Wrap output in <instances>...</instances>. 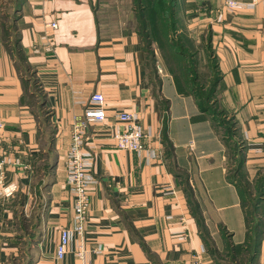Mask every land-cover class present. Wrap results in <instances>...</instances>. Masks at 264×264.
Returning <instances> with one entry per match:
<instances>
[{"label": "crops", "instance_id": "1", "mask_svg": "<svg viewBox=\"0 0 264 264\" xmlns=\"http://www.w3.org/2000/svg\"><path fill=\"white\" fill-rule=\"evenodd\" d=\"M4 1L2 149L18 166L6 172L16 191L0 197V264L21 254L17 215L29 218L36 194L40 210L27 264H82L78 249L85 264H220L214 255L226 253V244L242 245L243 211L227 174L240 157L246 182L264 175V0L224 11L220 20L216 9L226 0H178L187 30L207 38L215 61L213 110L194 93H180L167 72L160 70L155 84L138 34L109 22L101 0H20L11 13ZM7 19L13 41L4 37ZM48 21L57 23L50 51L41 40ZM95 93L103 96L104 121L86 128L96 180L88 188V221L57 260L60 231L73 219L64 168L70 128ZM122 111L135 117L145 147L158 157L116 147L111 133L124 127L116 118ZM214 113L231 119L230 138ZM259 208L255 264H264V187Z\"/></svg>", "mask_w": 264, "mask_h": 264}, {"label": "rangeland", "instance_id": "2", "mask_svg": "<svg viewBox=\"0 0 264 264\" xmlns=\"http://www.w3.org/2000/svg\"><path fill=\"white\" fill-rule=\"evenodd\" d=\"M103 4L102 13L107 17V20L114 23L116 26L122 29H129L136 33L139 32V18L137 16L136 6L133 5V0H101ZM5 6V13H11V10L18 4L17 0H6L3 2ZM176 26L175 30L169 32V38L165 39L160 35V25L157 31L150 28V34H141V44L143 46L149 76L155 82L157 81V75L160 74L159 70L167 73H171L178 80V75H181L183 68L188 71L187 79L188 85L185 86L183 81L179 79L180 88L185 92H191L200 97V104L203 106H210L212 110L216 107L215 96L213 99L207 100L205 97L212 92V86L217 80V73L214 69L215 61L212 57L211 51L205 45L207 38L196 37L189 32L186 28V23L182 17L180 2L176 3ZM7 33L4 34L5 39L11 38L14 40L13 31L10 29V20H6ZM148 31V30H147ZM181 52V53H180ZM180 53V54H178ZM181 54L183 55L181 56ZM182 57L180 62L179 58ZM217 121L225 123V128L222 133L223 136H228L234 133L232 128L231 119L219 116L214 113ZM229 131V134H228ZM230 168L233 169L234 161L229 160ZM41 199L39 194H36V206L30 212L29 218H24L22 215H17V228L20 235L24 236L25 240L21 242V254H19L12 264H27L28 249L31 247V239L35 236L34 223L35 216L39 214V203ZM230 248L226 253L214 255V258L220 264H246V257L239 251H231ZM252 264H255L252 262Z\"/></svg>", "mask_w": 264, "mask_h": 264}, {"label": "built area", "instance_id": "3", "mask_svg": "<svg viewBox=\"0 0 264 264\" xmlns=\"http://www.w3.org/2000/svg\"><path fill=\"white\" fill-rule=\"evenodd\" d=\"M256 3L257 0H226L222 10L216 9L217 20L221 19L224 11L235 12L241 9H253ZM56 29L55 21H48L44 24L41 40L45 49L49 51L52 44L51 33ZM87 104L82 116L73 119L70 128V143L64 159L65 184L73 197V219L69 227L60 231L55 251L57 260L64 259L74 236L84 234L90 210L88 188L96 183L92 174V154L86 149L88 140L86 128L90 123L104 121L103 96L100 93H95L89 97ZM116 118L124 124L122 129H115L111 133V138L117 148L131 152L147 151L149 157H158V152L145 147V134L133 115L122 111L116 115ZM3 131L4 123L0 120V197H9L16 191V185L6 181V172L10 167L18 166V162L11 160L2 149ZM112 180L116 186L120 184L117 181L114 182V179ZM75 256L82 264H85V250H76Z\"/></svg>", "mask_w": 264, "mask_h": 264}, {"label": "trees", "instance_id": "4", "mask_svg": "<svg viewBox=\"0 0 264 264\" xmlns=\"http://www.w3.org/2000/svg\"><path fill=\"white\" fill-rule=\"evenodd\" d=\"M19 1L20 0H17V2ZM176 3L177 0H133V5L136 6V13L140 20L139 32L137 33L139 38L141 37V34L149 35L150 28L152 31L153 29L157 31L158 26L156 24H159L161 27L160 35L165 39H167V37L169 38V32H174V27L177 23L175 18L177 12ZM10 29L12 30V27ZM182 55L183 54H181V56ZM178 58L180 62L182 57ZM187 74L188 71L183 68L181 75H178L177 80L174 75L170 73L180 93H184L185 91L180 88L181 85L179 79H181L184 85L187 86ZM157 83L158 79L155 84ZM191 92L193 93V91ZM212 95L213 93L210 92V94L205 98L209 100V98H212ZM217 122L219 123L222 121ZM231 136L232 134L228 135L227 137L230 138ZM232 171L233 174H227V179L228 181H230V183L235 184L238 189L240 205L243 211L246 236L245 241L242 245L232 246L230 244H226V250L228 251L230 248H232V252L236 250L237 252L239 251L246 257V259H244L246 261L245 263L252 264V262L255 263V256L259 247L262 230L259 203L263 194L264 175L258 177L252 185L249 182H246V180L244 179V175L242 174V159H240V157H236L235 167ZM236 175L241 179L242 183H239L238 179H236L235 177ZM210 251L212 250L210 249Z\"/></svg>", "mask_w": 264, "mask_h": 264}, {"label": "water", "instance_id": "5", "mask_svg": "<svg viewBox=\"0 0 264 264\" xmlns=\"http://www.w3.org/2000/svg\"><path fill=\"white\" fill-rule=\"evenodd\" d=\"M17 11V10H16Z\"/></svg>", "mask_w": 264, "mask_h": 264}]
</instances>
